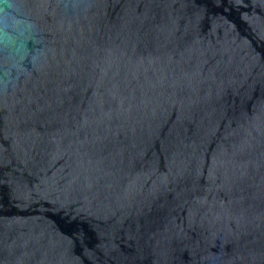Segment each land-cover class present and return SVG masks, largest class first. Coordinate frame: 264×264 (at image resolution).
I'll use <instances>...</instances> for the list:
<instances>
[{
	"label": "water",
	"instance_id": "1",
	"mask_svg": "<svg viewBox=\"0 0 264 264\" xmlns=\"http://www.w3.org/2000/svg\"><path fill=\"white\" fill-rule=\"evenodd\" d=\"M0 264H264V0H0Z\"/></svg>",
	"mask_w": 264,
	"mask_h": 264
}]
</instances>
